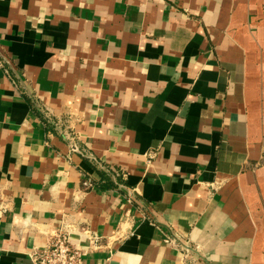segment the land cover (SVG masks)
<instances>
[{"label":"crops","instance_id":"1","mask_svg":"<svg viewBox=\"0 0 264 264\" xmlns=\"http://www.w3.org/2000/svg\"><path fill=\"white\" fill-rule=\"evenodd\" d=\"M61 229L264 264V0H0V264Z\"/></svg>","mask_w":264,"mask_h":264},{"label":"built area","instance_id":"2","mask_svg":"<svg viewBox=\"0 0 264 264\" xmlns=\"http://www.w3.org/2000/svg\"><path fill=\"white\" fill-rule=\"evenodd\" d=\"M85 189H92L93 184L87 180L83 183ZM130 197V195H128ZM89 249L99 248V238L86 231ZM171 245L176 246L173 240L168 239ZM86 251L71 241L67 230L61 229L54 234L47 244L37 250L30 257V264H85Z\"/></svg>","mask_w":264,"mask_h":264}]
</instances>
